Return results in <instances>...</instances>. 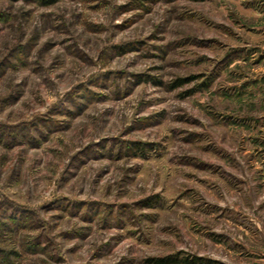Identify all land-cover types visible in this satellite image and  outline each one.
<instances>
[{
  "label": "rangeland",
  "instance_id": "1",
  "mask_svg": "<svg viewBox=\"0 0 264 264\" xmlns=\"http://www.w3.org/2000/svg\"><path fill=\"white\" fill-rule=\"evenodd\" d=\"M47 2L0 0V264H264V0Z\"/></svg>",
  "mask_w": 264,
  "mask_h": 264
},
{
  "label": "trees",
  "instance_id": "2",
  "mask_svg": "<svg viewBox=\"0 0 264 264\" xmlns=\"http://www.w3.org/2000/svg\"><path fill=\"white\" fill-rule=\"evenodd\" d=\"M54 0H48L47 3H52ZM190 78H183L178 79L176 82V85H179ZM179 254H169L161 257H150L146 261L149 264H201V261H203L202 258L193 256L191 258H187L185 256L179 257Z\"/></svg>",
  "mask_w": 264,
  "mask_h": 264
}]
</instances>
